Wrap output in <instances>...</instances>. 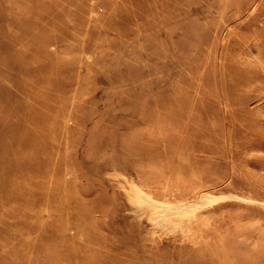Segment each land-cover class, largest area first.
<instances>
[{"label":"rangeland","instance_id":"rangeland-1","mask_svg":"<svg viewBox=\"0 0 264 264\" xmlns=\"http://www.w3.org/2000/svg\"><path fill=\"white\" fill-rule=\"evenodd\" d=\"M0 264H264V0H0Z\"/></svg>","mask_w":264,"mask_h":264}]
</instances>
